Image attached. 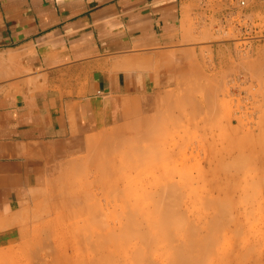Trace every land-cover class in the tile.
Returning <instances> with one entry per match:
<instances>
[{
  "label": "rangeland",
  "instance_id": "obj_1",
  "mask_svg": "<svg viewBox=\"0 0 264 264\" xmlns=\"http://www.w3.org/2000/svg\"><path fill=\"white\" fill-rule=\"evenodd\" d=\"M236 1L185 0L178 40L127 66L132 94L61 96L8 60L0 95L67 128L0 160V264H264V0Z\"/></svg>",
  "mask_w": 264,
  "mask_h": 264
},
{
  "label": "crops",
  "instance_id": "obj_2",
  "mask_svg": "<svg viewBox=\"0 0 264 264\" xmlns=\"http://www.w3.org/2000/svg\"><path fill=\"white\" fill-rule=\"evenodd\" d=\"M184 1L0 0V69L16 58L22 74L18 80L30 71L31 77L58 85L64 91L61 96L90 99L132 94L147 81L127 66L135 67L142 54L156 55L159 48L178 40ZM81 88L84 91L79 93ZM25 96L24 89L16 96L0 95V132L10 136L0 140V146L6 147L0 160H21L25 134L30 141L40 142L56 139L67 128L63 108L46 107L44 100L26 104ZM78 109L81 118L84 113L87 118V112ZM19 171V166L7 163L2 177L14 178ZM11 191L7 184L0 185V204L10 201Z\"/></svg>",
  "mask_w": 264,
  "mask_h": 264
},
{
  "label": "bare ground",
  "instance_id": "obj_3",
  "mask_svg": "<svg viewBox=\"0 0 264 264\" xmlns=\"http://www.w3.org/2000/svg\"><path fill=\"white\" fill-rule=\"evenodd\" d=\"M147 109V108H146ZM147 111V110H146ZM149 111V110H148ZM147 111V112H148ZM157 111V110H156ZM152 112V110L149 112V113H151ZM158 113V112H157ZM147 115L146 116H148V115H150V114H148V113H146ZM155 114V113H154ZM145 116V117H146ZM151 117L150 118H148V121L146 122V123H143V121H144V119L145 118H143L142 119V121H140L141 122V124L139 125L140 126V128L139 129H137V130H142V132H143V129H145V130H147L148 128H150V127H153V125H154V119L152 118L153 117V115H152V113H151V115H150ZM155 117V116H154ZM158 117V116H157ZM152 118V119H151ZM139 122V121H138ZM144 130V131H145ZM139 133H141V132H139ZM101 136V135H100ZM44 164V163H43Z\"/></svg>",
  "mask_w": 264,
  "mask_h": 264
},
{
  "label": "built area",
  "instance_id": "obj_4",
  "mask_svg": "<svg viewBox=\"0 0 264 264\" xmlns=\"http://www.w3.org/2000/svg\"><path fill=\"white\" fill-rule=\"evenodd\" d=\"M237 6L244 7L246 5V0H237Z\"/></svg>",
  "mask_w": 264,
  "mask_h": 264
}]
</instances>
